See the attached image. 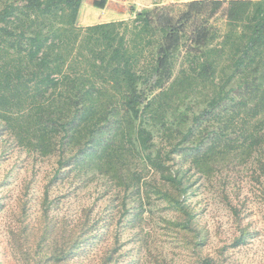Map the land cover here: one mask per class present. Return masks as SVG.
I'll list each match as a JSON object with an SVG mask.
<instances>
[{
    "label": "trees",
    "instance_id": "trees-1",
    "mask_svg": "<svg viewBox=\"0 0 264 264\" xmlns=\"http://www.w3.org/2000/svg\"><path fill=\"white\" fill-rule=\"evenodd\" d=\"M82 2L0 0L3 130L60 169L97 170L126 200L152 170L151 190L175 215L167 224L200 264H219L203 255L190 173L210 179L238 159L264 173V0L171 4L87 27ZM240 231L225 250L247 243ZM121 247L117 237L102 264H119Z\"/></svg>",
    "mask_w": 264,
    "mask_h": 264
},
{
    "label": "rangeland",
    "instance_id": "rangeland-1",
    "mask_svg": "<svg viewBox=\"0 0 264 264\" xmlns=\"http://www.w3.org/2000/svg\"><path fill=\"white\" fill-rule=\"evenodd\" d=\"M224 22L215 25L224 28ZM188 166L186 161L184 168ZM142 174V199L133 192L126 200V193L97 170L77 165L60 169L57 157L19 147L0 124V264H51L74 243L76 251L58 264H102L117 237L122 244L119 264H200L167 224L175 215L150 188L156 174L150 169ZM190 175L188 202L207 234L203 255L219 264H264L260 167L238 159L210 179L193 169ZM240 227L248 228L247 243L225 250L240 236ZM87 231V241L79 244Z\"/></svg>",
    "mask_w": 264,
    "mask_h": 264
},
{
    "label": "crops",
    "instance_id": "crops-1",
    "mask_svg": "<svg viewBox=\"0 0 264 264\" xmlns=\"http://www.w3.org/2000/svg\"><path fill=\"white\" fill-rule=\"evenodd\" d=\"M192 1L200 0H83L79 11L78 25L87 27L117 21H130L136 17L138 12L143 10H152L171 4H185Z\"/></svg>",
    "mask_w": 264,
    "mask_h": 264
}]
</instances>
